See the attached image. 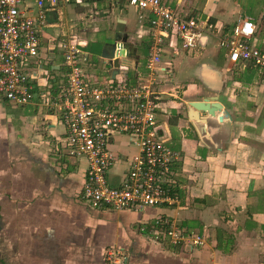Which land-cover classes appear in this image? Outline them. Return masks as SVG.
<instances>
[{
    "label": "crops",
    "instance_id": "0c3cea01",
    "mask_svg": "<svg viewBox=\"0 0 264 264\" xmlns=\"http://www.w3.org/2000/svg\"><path fill=\"white\" fill-rule=\"evenodd\" d=\"M163 1L183 15L210 16L215 25V36H203L198 48L165 40L161 53L168 72H159L155 85L156 119L161 139L176 154L171 170L180 207L115 210L91 208L80 199L85 161L65 154L59 114L38 97L45 90L54 94L65 78L62 56L48 48L41 54L48 59H40L35 99L17 105L0 97V234L12 226L13 234L26 236L11 247L19 253L14 263L22 262V250L29 263L106 264L103 249L114 246L125 254L120 264H264V69L249 61L232 63L216 46V36L229 33L241 18L254 25L249 43L264 51V0L252 10H244V0ZM66 14L84 24L81 34L98 31L94 22L107 23L114 33H126L135 47V42L142 45V58L136 47L135 68L116 73L114 80L125 76L132 83L146 73L148 25L132 6L85 0L62 4L47 19L57 25L53 18ZM72 21H65L67 32L73 31ZM88 59L81 63L86 75L107 83L109 66ZM202 71L219 87L203 80ZM205 96H216L228 112L224 132L215 116L203 123L190 119L189 101ZM132 148L125 134L112 137L117 160L106 174L109 185L120 183ZM159 214L183 230L204 233L205 244L182 248L155 236L150 229Z\"/></svg>",
    "mask_w": 264,
    "mask_h": 264
},
{
    "label": "built area",
    "instance_id": "2783aa9c",
    "mask_svg": "<svg viewBox=\"0 0 264 264\" xmlns=\"http://www.w3.org/2000/svg\"><path fill=\"white\" fill-rule=\"evenodd\" d=\"M84 1L0 0V97L17 105L33 101L38 95L40 59H48L42 57V51L58 50L65 78L54 94L45 90L38 97L59 114L65 131L62 144L65 154L85 161L80 199L91 208L142 210L147 205L178 208L180 199L173 191L176 178L171 170L176 154L161 139L156 119L159 93L155 85L159 72H168L160 64L161 53L165 40L171 46L174 45L171 40L178 39L184 49L198 48L203 36H215V25L209 16L183 15L177 6L163 0H107L110 5L132 6L137 19L147 23L150 41L145 74L138 75L132 83L124 76L99 85L81 66L88 57L85 41L66 33L61 39L46 33L47 28L56 26L48 21V12H57L62 4ZM253 33V23L238 18L228 34L216 36V46L226 50L232 63L249 61L264 69V51L248 41ZM122 43L116 41L113 57L125 56L121 52ZM118 70L127 71L129 66L120 64ZM117 133L127 136L133 151L120 183L112 186L107 183L106 174L117 160L110 149L112 137ZM150 230L182 248L200 247L206 242L204 233L183 230L166 215L155 216ZM103 252L106 264H120L125 257L114 246Z\"/></svg>",
    "mask_w": 264,
    "mask_h": 264
},
{
    "label": "rangeland",
    "instance_id": "374dc122",
    "mask_svg": "<svg viewBox=\"0 0 264 264\" xmlns=\"http://www.w3.org/2000/svg\"><path fill=\"white\" fill-rule=\"evenodd\" d=\"M200 4H201L200 1L196 0L195 5H200ZM256 4H257V0H244V2L242 3V7L244 8V10H248V9L252 10V8L256 6ZM193 15L197 16L198 14L194 13ZM64 16H65V18H64ZM64 16L59 15V16L53 18L52 21L57 22V25L53 28H47L46 33H48L50 36H56V38H58V39H61L62 38L61 35L64 34L65 32H66L67 36H69V37L73 36V37H75L76 40H83L85 38V36H88L89 41H87V43L89 42V44L84 46V50H86L88 52V58H89L88 61L96 60L99 63H101L102 59L99 58V54H100V50L102 47V43L104 41H112L114 38V32L109 30L107 23L98 24V23L94 22L93 25L98 26V28H99L98 31H95V32L89 31L86 34H81V33H79L81 30L80 27H83L84 24H82L81 22L78 23L77 20L72 15L66 14ZM67 18L68 19L73 18L72 22L73 23L75 22V24L72 25V30H73L72 32L71 31L67 32V30L69 28L65 22ZM44 36H47V35L45 34ZM135 43H136L137 51L140 53L141 58H142L143 47H142V45L138 44V42H135ZM44 44L47 45V42H44ZM55 44H56V42H55ZM54 51L57 52L58 50L55 49ZM59 55L61 56V53H59ZM11 219H12V217L10 216L9 217V224H11V222H12ZM13 233H15V230L12 228V226H9L8 230L6 229L4 231V234H0V264H60V263H29L28 262V258H29L28 254L29 253H27V252L25 253L22 250H21L20 255H19L22 262L14 263L13 261L15 259H18L19 253L18 252L13 253V251L11 250V247H13L14 244L18 245V238H20L21 240H25L26 236L21 235L20 237H18L17 235H15L16 233L15 234H13ZM3 245L5 246L4 249H2ZM20 246L22 248V242L20 243ZM15 248L17 249V247H15ZM104 249H103V251H104ZM33 255H35V253L31 254V258L33 257Z\"/></svg>",
    "mask_w": 264,
    "mask_h": 264
},
{
    "label": "water",
    "instance_id": "95a60500",
    "mask_svg": "<svg viewBox=\"0 0 264 264\" xmlns=\"http://www.w3.org/2000/svg\"><path fill=\"white\" fill-rule=\"evenodd\" d=\"M116 41H122L121 52L125 53L124 57H113V50ZM100 57H103L102 61L109 65V75L111 78L119 72L118 66L120 64H126L129 68H135L137 63L136 47L127 40V34H121L119 31L114 33L112 41H104L100 50ZM203 80L211 83L212 85L219 87V81L212 83L209 80V76L202 71ZM188 115L190 119L197 121V123L206 122L208 117H217V120L224 132V126L228 112L223 108L222 104L217 100L216 96H205L201 100L189 101L188 103Z\"/></svg>",
    "mask_w": 264,
    "mask_h": 264
},
{
    "label": "trees",
    "instance_id": "16d2710c",
    "mask_svg": "<svg viewBox=\"0 0 264 264\" xmlns=\"http://www.w3.org/2000/svg\"><path fill=\"white\" fill-rule=\"evenodd\" d=\"M209 20L212 21V18L210 16H209ZM227 34H228V32H227ZM173 191L177 193L176 186L173 188Z\"/></svg>",
    "mask_w": 264,
    "mask_h": 264
},
{
    "label": "flooded vegetation",
    "instance_id": "af4514ba",
    "mask_svg": "<svg viewBox=\"0 0 264 264\" xmlns=\"http://www.w3.org/2000/svg\"><path fill=\"white\" fill-rule=\"evenodd\" d=\"M87 45H88V43H87Z\"/></svg>",
    "mask_w": 264,
    "mask_h": 264
}]
</instances>
